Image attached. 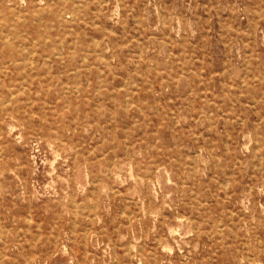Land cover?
Listing matches in <instances>:
<instances>
[{
	"label": "rangeland",
	"instance_id": "1",
	"mask_svg": "<svg viewBox=\"0 0 264 264\" xmlns=\"http://www.w3.org/2000/svg\"><path fill=\"white\" fill-rule=\"evenodd\" d=\"M120 263L264 264V0H0V264Z\"/></svg>",
	"mask_w": 264,
	"mask_h": 264
},
{
	"label": "bare ground",
	"instance_id": "2",
	"mask_svg": "<svg viewBox=\"0 0 264 264\" xmlns=\"http://www.w3.org/2000/svg\"><path fill=\"white\" fill-rule=\"evenodd\" d=\"M21 1H22V0H21ZM18 4H19V3H18ZM23 4H24V3H23ZM81 4H82V3H80V5H81ZM75 5H76V4H75ZM10 9H11V8H10ZM24 10H25V7H24ZM25 11H26V10H25ZM14 13H15V12H14ZM41 14H42V13H41ZM12 17H13V16H12ZM85 23H86V22H85ZM85 23H84V24H85ZM93 24H94V23H93ZM8 37H9V36H8ZM8 39H9V38H8ZM60 39H61V38H60ZM58 41H59V40H58ZM97 41H98V40H97ZM61 44H62V41H61ZM3 46L6 47V48H9V50H10V49H13L12 44H9V43H3ZM59 46H60V45H59ZM60 47H62V45H61ZM62 48H63V47H62ZM55 52L57 53L56 50H55ZM59 52H60V51H59ZM61 54H62V53H61ZM54 55H55V54H54ZM56 55H57V54H56ZM82 57H83V55H82ZM82 57H81V58H82ZM22 60H23V59H22ZM7 62H8V61H7ZM40 62H41V61H40ZM21 63H23V62H21ZM49 66H50V65H49ZM72 69H73V68H72ZM97 78H98V77H97ZM66 80H67V79H66ZM86 83H87V81H86ZM101 83H102V82H101ZM65 84H66V83H65ZM10 95H11V94H10ZM10 95H9V96H10ZM7 100H9V99H7ZM2 104H3V103H2ZM6 104H7V103H6ZM10 107H12V106H10ZM23 108H24V107H23ZM195 139H196V138H195ZM62 141H63V140H62ZM75 153H76V151H75ZM94 154H95V153H94ZM73 156H74V155H73ZM192 164H193V163H192ZM110 165H112V163H111ZM179 165H180V164H179ZM93 182H94V181H93ZM95 182H97V181H95ZM71 189H72V188H71ZM93 189H94V188H93ZM112 190H113V189H112ZM118 193H119V192H118ZM71 197H72V196H71ZM89 198H90V197H89ZM96 198H97V197H96ZM72 199H73V198H72ZM70 201H71V200H70ZM73 202H76V201H73ZM99 202H100V200H99ZM74 207H75V206H74ZM91 207H92V206H91ZM28 208H29V207H28ZM28 214H29V213H28ZM29 215H30V214H29ZM29 215H28V216H29ZM92 215H93V214H92ZM29 218H30V217H29ZM29 218H28V220H30ZM76 223H77V222H76ZM126 223H127V222H126ZM85 227H86V226H85ZM6 231H7V230H6ZM6 231H5V232H6ZM2 232H3V231H2ZM84 233H85V232H84ZM39 234H40V233H38V235H39ZM37 237H38V236H37ZM54 238H55V237H54ZM70 239H71V238H70ZM128 243H129V241H128ZM63 247H64V246H63ZM142 248H143V247H142ZM63 250H64V249H63ZM113 250H114V248H113ZM127 251H128V250H127ZM63 252H65V251H63ZM142 255H143V254H142ZM71 262H72V261H71ZM120 264H121V263H120Z\"/></svg>",
	"mask_w": 264,
	"mask_h": 264
}]
</instances>
